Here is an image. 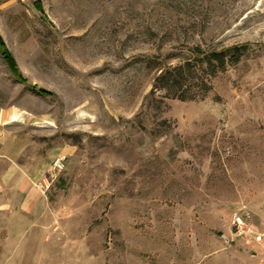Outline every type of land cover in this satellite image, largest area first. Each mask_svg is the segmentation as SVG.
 <instances>
[{
  "label": "rangeland",
  "instance_id": "1",
  "mask_svg": "<svg viewBox=\"0 0 264 264\" xmlns=\"http://www.w3.org/2000/svg\"><path fill=\"white\" fill-rule=\"evenodd\" d=\"M0 38L21 163L65 158L49 264H264V0H0ZM243 44L203 99L151 92L189 48Z\"/></svg>",
  "mask_w": 264,
  "mask_h": 264
},
{
  "label": "crops",
  "instance_id": "2",
  "mask_svg": "<svg viewBox=\"0 0 264 264\" xmlns=\"http://www.w3.org/2000/svg\"><path fill=\"white\" fill-rule=\"evenodd\" d=\"M23 143L0 122V264H49L44 179L33 163H21Z\"/></svg>",
  "mask_w": 264,
  "mask_h": 264
},
{
  "label": "trees",
  "instance_id": "3",
  "mask_svg": "<svg viewBox=\"0 0 264 264\" xmlns=\"http://www.w3.org/2000/svg\"><path fill=\"white\" fill-rule=\"evenodd\" d=\"M246 47L243 44L212 50L200 46L189 48V56L183 62L160 70L151 92L164 90V97L179 101L201 100L211 90L209 80L224 72L227 66L239 63L247 51ZM0 52L10 71L18 77L16 65L1 38Z\"/></svg>",
  "mask_w": 264,
  "mask_h": 264
},
{
  "label": "built area",
  "instance_id": "4",
  "mask_svg": "<svg viewBox=\"0 0 264 264\" xmlns=\"http://www.w3.org/2000/svg\"><path fill=\"white\" fill-rule=\"evenodd\" d=\"M50 167H51L50 168L51 173L47 177L44 178V180L41 184V188H42L43 192H46L49 189L50 184L55 181L56 176L61 174L64 171L65 158L62 156H56L51 161ZM231 223H232L233 227L239 232H241L245 228L244 220L241 219V217L238 216L237 213H234L232 215Z\"/></svg>",
  "mask_w": 264,
  "mask_h": 264
},
{
  "label": "bare ground",
  "instance_id": "5",
  "mask_svg": "<svg viewBox=\"0 0 264 264\" xmlns=\"http://www.w3.org/2000/svg\"><path fill=\"white\" fill-rule=\"evenodd\" d=\"M15 120H16V118H15V117H13V119H12V122H15Z\"/></svg>",
  "mask_w": 264,
  "mask_h": 264
}]
</instances>
